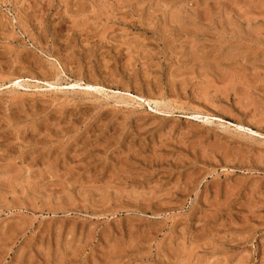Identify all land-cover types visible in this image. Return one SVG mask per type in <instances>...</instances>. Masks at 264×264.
I'll use <instances>...</instances> for the list:
<instances>
[{
  "label": "rangeland",
  "instance_id": "374dc122",
  "mask_svg": "<svg viewBox=\"0 0 264 264\" xmlns=\"http://www.w3.org/2000/svg\"><path fill=\"white\" fill-rule=\"evenodd\" d=\"M0 264H264V0H0Z\"/></svg>",
  "mask_w": 264,
  "mask_h": 264
},
{
  "label": "bare ground",
  "instance_id": "6f19581e",
  "mask_svg": "<svg viewBox=\"0 0 264 264\" xmlns=\"http://www.w3.org/2000/svg\"><path fill=\"white\" fill-rule=\"evenodd\" d=\"M19 83H15V85H18ZM53 87V86H51ZM57 87V86H56ZM59 87V86H58ZM62 87V86H61ZM76 87H81L80 84H71L70 85V89L72 88H76ZM94 89H97V87H94V86H91V85H85V90H94ZM100 90V89H99ZM130 96V95H129ZM132 96V95H131ZM134 97V96H133ZM135 99H137L138 101H141V102H145V100L141 99V98H138V97H134ZM151 102V101H150ZM149 104V102H146V104ZM155 106V105H154ZM150 110H154L155 112H159L158 109H154L153 107H151ZM163 110V109H162ZM185 116V115H184ZM185 118V117H184ZM188 120L190 121H193V122H198V123H206L209 121V118L207 116H203V115H189L186 117Z\"/></svg>",
  "mask_w": 264,
  "mask_h": 264
}]
</instances>
